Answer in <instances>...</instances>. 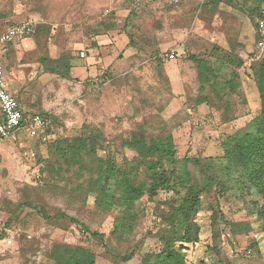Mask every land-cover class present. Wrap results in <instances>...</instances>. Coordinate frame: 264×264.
Listing matches in <instances>:
<instances>
[{"label": "rangeland", "instance_id": "1", "mask_svg": "<svg viewBox=\"0 0 264 264\" xmlns=\"http://www.w3.org/2000/svg\"><path fill=\"white\" fill-rule=\"evenodd\" d=\"M257 7L264 0H0V34L34 26L6 45L3 78L15 76L19 106L48 123L0 139V264H54L60 247H83L94 264H162L160 237L190 186L201 191L199 238L174 244L186 264H264V199L220 172L223 143L254 132L260 113ZM167 137L175 156L152 184L129 144ZM103 165L106 201L91 190ZM123 173L146 185L130 209Z\"/></svg>", "mask_w": 264, "mask_h": 264}, {"label": "trees", "instance_id": "2", "mask_svg": "<svg viewBox=\"0 0 264 264\" xmlns=\"http://www.w3.org/2000/svg\"><path fill=\"white\" fill-rule=\"evenodd\" d=\"M184 1L182 0L174 4L170 0V3L179 5ZM257 10L260 16L263 15V12L260 13V7H257ZM192 58L194 59V57ZM200 67V63L196 62L197 70ZM256 76L260 99V113L255 119L254 132L223 143L224 154L222 160L224 164L220 165V172L224 179L233 182L239 189H251V191L264 199V57L259 60ZM201 78L205 79L206 77L201 76ZM129 145L140 158L147 162L146 164L152 172L150 178L154 179L152 184L164 183L167 180L165 174L157 173L155 168L161 166L163 162L171 161L174 158L175 149L172 138L156 139L150 141L148 144L141 140H135ZM151 157H155V163L148 161ZM102 167L103 169L99 177L93 182L91 190L106 201L105 186L108 182V170L106 171L105 169L106 165ZM185 180H187V176H185ZM145 186V184L135 185L127 173L121 174L120 179L117 181L122 201L129 209L133 207L135 201L146 193ZM200 192L198 187L190 186L180 206L172 214H169L168 223L171 226L173 224L176 231L174 230V226H172V230L164 232L160 237L162 251L159 254V258L162 264H186L184 255L174 249V244L196 243L198 241L200 230L198 225L193 222V219L198 210ZM260 213L264 215V210L260 211ZM82 228L92 238L103 239L102 235L89 233L84 226ZM6 237H2V240ZM131 257V254L121 256L123 261H128ZM52 258L54 264H94V260L83 247H60L52 255Z\"/></svg>", "mask_w": 264, "mask_h": 264}, {"label": "built area", "instance_id": "3", "mask_svg": "<svg viewBox=\"0 0 264 264\" xmlns=\"http://www.w3.org/2000/svg\"><path fill=\"white\" fill-rule=\"evenodd\" d=\"M182 0H171L172 3H179ZM140 2V0H135ZM264 15V12H263ZM261 40L255 47L253 60H260L264 54V21H261L259 27ZM34 33V26L30 22H25L12 27L0 34V138L9 139L18 132H24L27 136L34 138L43 134L47 128L45 116L40 114H26L19 106L17 99L11 95L3 86V56L2 46L16 38H25ZM80 58L85 57L84 52L79 53ZM169 60L174 59V53L167 55ZM5 247H12V237H6L2 240Z\"/></svg>", "mask_w": 264, "mask_h": 264}, {"label": "crops", "instance_id": "4", "mask_svg": "<svg viewBox=\"0 0 264 264\" xmlns=\"http://www.w3.org/2000/svg\"><path fill=\"white\" fill-rule=\"evenodd\" d=\"M16 39H22V38H16ZM15 39H12L11 41H14ZM10 42V41H9ZM5 43L3 46H2V56H3V62H4V54H5V49H6V45L9 43ZM78 58L79 55H78ZM80 59H84V58H80ZM13 72H14V69H13ZM15 79V76L12 80ZM11 79H7V78H3V86L4 88L11 94L13 95L17 101H18V89L15 88V83L12 81ZM13 247V246H12Z\"/></svg>", "mask_w": 264, "mask_h": 264}]
</instances>
